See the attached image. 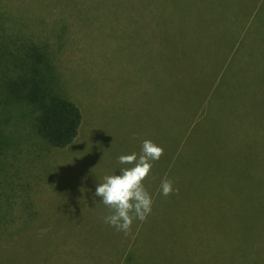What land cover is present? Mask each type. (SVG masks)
Listing matches in <instances>:
<instances>
[{
	"label": "rangeland",
	"instance_id": "374dc122",
	"mask_svg": "<svg viewBox=\"0 0 264 264\" xmlns=\"http://www.w3.org/2000/svg\"><path fill=\"white\" fill-rule=\"evenodd\" d=\"M157 1L0 0L11 34L55 52L64 92L83 115L68 148L32 135L17 166L29 197L14 194L7 229L13 240L20 235L18 245L35 240L9 260L11 248L0 249V264H127L117 255L129 249L137 257L128 264H214L216 242L228 256L230 243L243 239L231 217L248 219L247 198L234 209L228 197L240 170L238 182L249 184L242 191L264 195V178H246L264 159V24L256 25L264 0H178L172 11L163 0L165 13ZM146 139L164 148L145 181L153 210L125 236L103 222L109 209L95 189ZM249 151L255 157L245 160ZM165 177L178 194L160 193Z\"/></svg>",
	"mask_w": 264,
	"mask_h": 264
},
{
	"label": "trees",
	"instance_id": "16d2710c",
	"mask_svg": "<svg viewBox=\"0 0 264 264\" xmlns=\"http://www.w3.org/2000/svg\"><path fill=\"white\" fill-rule=\"evenodd\" d=\"M170 1L171 9L163 0L155 3L160 7L164 5V13L168 7L170 11L178 10L180 4H174L178 0ZM199 1L196 0L197 3ZM202 2L204 3V0ZM240 7L243 9L244 3ZM184 8L182 6L181 10ZM257 13L258 9L252 13L255 17L253 22L256 21ZM184 19L186 20V15L179 23L175 22L178 30L181 26L186 28L183 24ZM263 24L264 16L256 25L261 28ZM232 40L234 41V36ZM82 123L83 115L80 108L64 92L55 52L46 43L32 42L11 34L3 15L0 14V239H2L0 241L4 240L3 242L10 244L16 238V233L7 229L15 219L14 194L23 192L24 201L29 197L30 182L22 181L21 171L17 166L22 156L30 150L28 145L33 139L32 135L42 139L50 147L65 149L73 145L78 138ZM176 153L177 151L174 153L175 156ZM249 154L254 156L249 151L245 160L251 159ZM240 171L233 175L232 193L228 200L230 205L236 206L234 209H239V200L242 197L247 198L245 206L249 212L248 219L243 220L239 213L230 216L233 224H236L232 231L242 235L243 239L230 243L228 256L224 243L216 242L214 264H264V195H249L248 192L242 191L245 187L248 189L249 184L238 182L241 179ZM10 172L13 174L10 175ZM246 175L247 181L264 178V159L258 173L253 174L250 171L246 172ZM202 199L205 200V204L210 202L208 194L202 195ZM30 208V202H26L25 210L28 211ZM217 209L220 210L219 207ZM236 211L240 210L232 212ZM205 212L204 218L209 215L210 209ZM24 231L30 230L24 228ZM19 236L13 240V245L0 247L5 250L11 248L12 253L8 255L10 257L2 256L6 260L17 255L16 248L23 246L26 248V243L30 244L35 240L29 235L24 238V244L18 245L21 241ZM127 253L124 257L122 252L118 253V263L123 260L127 264L136 261L137 256L131 249ZM26 254L29 252L24 251L21 255L24 263L25 260L30 263L32 259H26Z\"/></svg>",
	"mask_w": 264,
	"mask_h": 264
},
{
	"label": "clouds",
	"instance_id": "9594fccd",
	"mask_svg": "<svg viewBox=\"0 0 264 264\" xmlns=\"http://www.w3.org/2000/svg\"><path fill=\"white\" fill-rule=\"evenodd\" d=\"M163 155V146L146 139L139 154L133 152L118 157V163L124 166L120 174L105 176L95 189V196L109 209V214L103 218L105 224L128 236L132 234L134 222L147 220L154 199L145 181ZM159 191L165 197L179 193L174 181L167 177L162 180Z\"/></svg>",
	"mask_w": 264,
	"mask_h": 264
}]
</instances>
